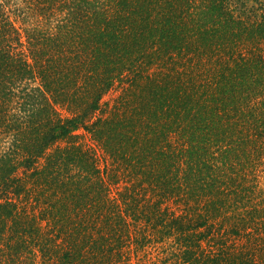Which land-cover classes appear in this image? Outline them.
I'll use <instances>...</instances> for the list:
<instances>
[{"label":"trees","instance_id":"trees-1","mask_svg":"<svg viewBox=\"0 0 264 264\" xmlns=\"http://www.w3.org/2000/svg\"><path fill=\"white\" fill-rule=\"evenodd\" d=\"M0 264H264V0H0Z\"/></svg>","mask_w":264,"mask_h":264}]
</instances>
